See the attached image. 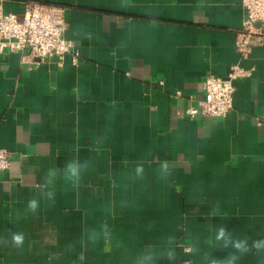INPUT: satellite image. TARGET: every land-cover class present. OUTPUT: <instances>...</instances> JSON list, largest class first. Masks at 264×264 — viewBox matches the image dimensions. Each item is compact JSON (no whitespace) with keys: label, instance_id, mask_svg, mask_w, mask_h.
<instances>
[{"label":"crops","instance_id":"0c3cea01","mask_svg":"<svg viewBox=\"0 0 264 264\" xmlns=\"http://www.w3.org/2000/svg\"><path fill=\"white\" fill-rule=\"evenodd\" d=\"M29 1L66 7L79 61L29 68L21 51L0 54V149L12 154L0 170V264H211L231 253L264 264L216 240L220 227L249 246L264 239V44L237 50L242 0L0 3L22 17ZM236 63L254 70L235 80L227 116L186 115L184 97H203L206 76ZM170 247L172 261L161 255Z\"/></svg>","mask_w":264,"mask_h":264},{"label":"built area","instance_id":"2783aa9c","mask_svg":"<svg viewBox=\"0 0 264 264\" xmlns=\"http://www.w3.org/2000/svg\"><path fill=\"white\" fill-rule=\"evenodd\" d=\"M244 8L243 26L238 31L236 47L242 58L247 57L255 45L264 44V0H242ZM66 7L58 4L29 1L25 3L20 17L15 12H6L0 3V54L23 52V61L29 68L56 57L63 65L67 54L73 62L79 61L76 44L66 37ZM253 67L233 64L228 76L209 74L204 80L203 97L185 96V114H198L223 118L233 109L235 80L252 75ZM178 97L184 96L177 91ZM264 121V117L260 122ZM12 164V154L0 149V170Z\"/></svg>","mask_w":264,"mask_h":264},{"label":"clouds","instance_id":"9594fccd","mask_svg":"<svg viewBox=\"0 0 264 264\" xmlns=\"http://www.w3.org/2000/svg\"><path fill=\"white\" fill-rule=\"evenodd\" d=\"M162 169L165 171L168 169V164L164 163L161 165ZM81 166L75 161L68 166L66 172L69 174V178L73 180V183H78L81 177ZM137 175L143 173L142 167L136 168ZM51 196V194H49ZM39 208V201L36 199H30L28 201V209L32 212H36ZM217 241H224V247H228L231 244L232 248L239 252L241 255L250 252L252 249L257 250V255L260 256L261 260H264V239L253 240L251 246L248 245L247 239H237L232 240L230 235L226 232L225 228L220 227L216 234ZM25 236L22 232H13L11 235V242L16 247H21L24 244ZM171 244V240L169 241ZM189 251H193V249H189ZM166 259L172 261L175 259V251L173 248H169L167 251L161 253ZM153 257L150 255L147 259H152ZM207 258V257H205ZM239 257L235 253H231L225 260L222 262H218L213 259L211 264H235V261Z\"/></svg>","mask_w":264,"mask_h":264}]
</instances>
